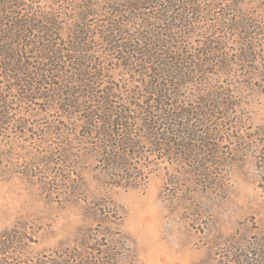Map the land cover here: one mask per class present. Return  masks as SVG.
I'll use <instances>...</instances> for the list:
<instances>
[{"label":"trees","instance_id":"trees-1","mask_svg":"<svg viewBox=\"0 0 264 264\" xmlns=\"http://www.w3.org/2000/svg\"><path fill=\"white\" fill-rule=\"evenodd\" d=\"M206 4L0 0V154L33 122L46 120L45 134L71 142L76 154L74 142L87 143L121 186L146 177L169 155L199 153L193 142L215 146L213 131L238 103L232 84L212 83L208 70L264 63V42L236 16L203 21ZM232 33L241 43H229ZM202 156L191 167L205 171ZM27 243L19 228L1 231L0 264H69L35 260Z\"/></svg>","mask_w":264,"mask_h":264},{"label":"rangeland","instance_id":"rangeland-1","mask_svg":"<svg viewBox=\"0 0 264 264\" xmlns=\"http://www.w3.org/2000/svg\"><path fill=\"white\" fill-rule=\"evenodd\" d=\"M206 3L203 21L236 16L264 42V0ZM239 40L232 33L229 43ZM208 71L212 83L232 84L238 103L213 131L215 146L193 142L199 153L173 152L130 185L110 180L84 141L74 142L76 154L71 142L45 134L46 120L9 140L0 154V232L23 230L35 260L264 264V63ZM200 155L205 171L191 167Z\"/></svg>","mask_w":264,"mask_h":264}]
</instances>
